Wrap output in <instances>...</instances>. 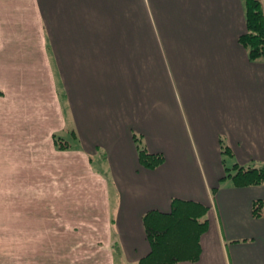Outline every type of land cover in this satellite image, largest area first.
<instances>
[{"label": "crops", "instance_id": "crops-1", "mask_svg": "<svg viewBox=\"0 0 264 264\" xmlns=\"http://www.w3.org/2000/svg\"><path fill=\"white\" fill-rule=\"evenodd\" d=\"M245 30L244 0H0V264H82L84 244L95 264H139L144 216L175 198L210 210L200 257L174 264H264V185L226 178L264 164V61ZM136 133L161 166L142 165ZM93 212L113 224L100 248Z\"/></svg>", "mask_w": 264, "mask_h": 264}, {"label": "trees", "instance_id": "trees-1", "mask_svg": "<svg viewBox=\"0 0 264 264\" xmlns=\"http://www.w3.org/2000/svg\"><path fill=\"white\" fill-rule=\"evenodd\" d=\"M263 5L261 0H244L246 30L238 41L246 48L252 62L264 58ZM1 94L3 92L0 90ZM134 138L138 144L139 159L145 168L156 169L165 162L164 153L151 152L142 146L137 134ZM56 145L61 150L68 148V144L62 140L57 139ZM223 148L224 154L231 153L228 147ZM232 170L234 173L227 172L226 178H230L236 187L264 185V164L255 166L236 163ZM209 210L210 206L204 203L175 198L169 212H148L144 216V223L151 252L139 264H174L183 260H198L201 254V236L209 228ZM252 214L256 218L264 216L263 199L253 203Z\"/></svg>", "mask_w": 264, "mask_h": 264}, {"label": "rangeland", "instance_id": "rangeland-1", "mask_svg": "<svg viewBox=\"0 0 264 264\" xmlns=\"http://www.w3.org/2000/svg\"><path fill=\"white\" fill-rule=\"evenodd\" d=\"M264 2V1H263ZM264 6V5H263ZM258 61H264V58H262V59H260V60H258ZM173 80H174V78H173ZM175 85H176V89H177V92L179 93V95H178V93L176 92V90H175V92H176V94L178 95V97L180 96V94L182 93V90H181V86H180V84H179V82H178V79L176 78L175 79ZM3 92V91H2ZM1 95H3V94H1ZM137 134V138L140 140L139 142L142 144V146H145V147H147V139H146V137L144 136V135H141V134H138V133H136ZM62 140V141H65L67 144H68V148L67 149H69L70 147H71V144H72V142L70 141V140H72V138L71 137H69V139H67V138H63V137H54V142H55V144H56V140ZM57 146V145H56ZM226 146V145H225ZM58 147V146H57ZM66 149V150H67ZM196 158L199 160L201 157H198V155H196ZM95 163L97 164V159H95ZM214 168L216 169V170H218L219 169V167L218 166H214ZM229 169L231 170V171H229ZM233 169V167H229L228 168V170H227V172H231V173H234V171L232 170ZM92 209V208H91ZM93 210V209H92ZM98 211H100L99 210V208H98ZM103 216V213H102V215H101V217ZM106 216L108 217V215L106 214ZM97 218H98V215L96 214V212L94 213L93 212V214L91 215V216H89V217H85V219H87V221L84 219V229H83V234H84V238L85 239H88V238H96V239H98L99 240V248L102 246V244H105V242H106V240H107V230H108V228H104V226L106 227V222H107V224H108V220L106 219L105 220V222H104V220H100V221H97ZM104 222V223H103ZM111 222H113V221H111ZM110 226H111V230L109 231L108 230V232H111V234L113 233V230H112V228H113V224H111L110 223ZM116 240H112L111 241V245H112V248H113V250L115 251V250H118V247H117V245L116 244H114V243H116L115 242ZM190 241L188 240V243H189ZM85 246H83V249H84V252H83V258H85L84 260H83V263L82 264H95V262L93 261H91V260H89L88 258H89V256H90V254H89V252H87V251H89V249H90V245L88 244V245H86V244H84ZM95 246H96V244H93L92 245V248H95ZM85 249H87V251L85 250ZM86 251V252H85ZM93 254H94V251H93ZM105 253L104 252H100L99 254H98V260H97V263L98 264H109L107 261L106 262H102V261H104L105 260ZM107 260V259H106ZM77 264H79V263H77ZM114 264H124V263H122V262H120V261H115L114 262ZM125 264H134V263H125Z\"/></svg>", "mask_w": 264, "mask_h": 264}]
</instances>
